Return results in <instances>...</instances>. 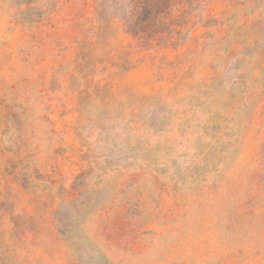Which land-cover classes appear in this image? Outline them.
Wrapping results in <instances>:
<instances>
[{"label":"rangeland","instance_id":"obj_1","mask_svg":"<svg viewBox=\"0 0 264 264\" xmlns=\"http://www.w3.org/2000/svg\"><path fill=\"white\" fill-rule=\"evenodd\" d=\"M137 1L0 0V264H264V0Z\"/></svg>","mask_w":264,"mask_h":264},{"label":"trees","instance_id":"obj_2","mask_svg":"<svg viewBox=\"0 0 264 264\" xmlns=\"http://www.w3.org/2000/svg\"><path fill=\"white\" fill-rule=\"evenodd\" d=\"M170 2V0H163L162 2H160V0H150L149 2H146L140 6V1L138 0L135 6V13L136 15L143 17L140 19V21L144 20L145 18L148 19L151 24V31L153 33H158L160 31L159 26L161 24V15H163L169 9ZM140 21L137 22L139 25L141 24Z\"/></svg>","mask_w":264,"mask_h":264}]
</instances>
